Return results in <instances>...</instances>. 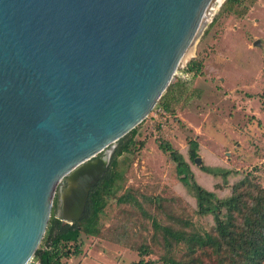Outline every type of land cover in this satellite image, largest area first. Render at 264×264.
<instances>
[{"label":"water","instance_id":"obj_1","mask_svg":"<svg viewBox=\"0 0 264 264\" xmlns=\"http://www.w3.org/2000/svg\"><path fill=\"white\" fill-rule=\"evenodd\" d=\"M211 1L0 0V264L32 261L56 196L62 224L83 218Z\"/></svg>","mask_w":264,"mask_h":264},{"label":"rangeland","instance_id":"obj_2","mask_svg":"<svg viewBox=\"0 0 264 264\" xmlns=\"http://www.w3.org/2000/svg\"><path fill=\"white\" fill-rule=\"evenodd\" d=\"M206 18L208 25L171 82L174 117L153 109L137 126L134 140L143 146L136 144L118 159L115 195L100 217L98 235L82 234L80 254L64 264H133L145 245L152 253L144 256V263L157 260L164 252L153 243V217L162 225H175L172 217L202 228L211 225L210 218L196 215L194 199L158 149L159 140L181 153L207 190H215L221 179L200 169L203 165L251 172L264 184V0H243L237 7L212 0ZM194 58L204 61L202 77L185 70ZM188 139L198 143L200 164L188 158ZM126 194L136 197L138 208L117 202Z\"/></svg>","mask_w":264,"mask_h":264},{"label":"trees","instance_id":"obj_3","mask_svg":"<svg viewBox=\"0 0 264 264\" xmlns=\"http://www.w3.org/2000/svg\"><path fill=\"white\" fill-rule=\"evenodd\" d=\"M242 1L227 0V4L237 7L242 5ZM203 69L204 61L198 58L188 62L185 68L195 76H203ZM171 88L172 83L154 107L159 109L161 116L164 113L174 117ZM178 123L181 124L180 121ZM136 135L137 127L117 142L111 165L97 185L90 190L86 212L80 221L62 224L60 217H56L59 202L57 196L55 197L45 234L32 261L38 264H64V260L80 254L82 234L98 235L100 217L108 200L115 195L116 182L119 179L118 159L133 152L136 144L139 149L143 146L142 142H135ZM157 147L168 156L178 182L194 199L196 215L210 218L211 225L202 228L181 219L173 220L174 217L169 220L175 225H162L159 220L151 218L153 243L160 246L164 254L147 264H154L156 261L163 264H264V184L260 178L251 172L238 174V171L203 165L200 169L213 178L221 179V183L215 185V190L210 191L196 181L188 163L168 141L159 140ZM187 147L188 158L194 162L198 157V143L194 139H188ZM117 202L132 203L136 208L139 206L132 194L122 196ZM150 253L152 250L145 245L139 252L140 259L137 263L145 264L144 256Z\"/></svg>","mask_w":264,"mask_h":264},{"label":"crops","instance_id":"obj_4","mask_svg":"<svg viewBox=\"0 0 264 264\" xmlns=\"http://www.w3.org/2000/svg\"><path fill=\"white\" fill-rule=\"evenodd\" d=\"M203 71H204V69H203ZM200 77H202V76H200Z\"/></svg>","mask_w":264,"mask_h":264}]
</instances>
